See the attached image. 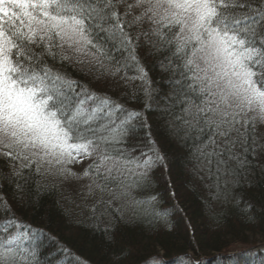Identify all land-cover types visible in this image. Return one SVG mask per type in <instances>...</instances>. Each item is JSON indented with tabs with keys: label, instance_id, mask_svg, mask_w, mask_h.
I'll list each match as a JSON object with an SVG mask.
<instances>
[{
	"label": "snow or ice",
	"instance_id": "obj_1",
	"mask_svg": "<svg viewBox=\"0 0 264 264\" xmlns=\"http://www.w3.org/2000/svg\"><path fill=\"white\" fill-rule=\"evenodd\" d=\"M139 49L171 74L161 112L172 134L189 144L200 169L236 183L264 126V0H0V160L21 192L31 174L87 181L91 218L114 216L102 230L106 241L156 199L135 193L150 185L153 168L166 167V156L144 111L73 79L67 68L125 86L138 80L144 109L153 111ZM138 93L132 98L141 102ZM142 129L149 152L130 144ZM42 243L13 214L0 224V264H42Z\"/></svg>",
	"mask_w": 264,
	"mask_h": 264
},
{
	"label": "trees",
	"instance_id": "obj_2",
	"mask_svg": "<svg viewBox=\"0 0 264 264\" xmlns=\"http://www.w3.org/2000/svg\"><path fill=\"white\" fill-rule=\"evenodd\" d=\"M138 52L153 82V111L144 109L145 98L142 92L138 93V80H130L125 86L123 81H96L76 67L67 68V73L94 90L107 92L126 107L144 111L152 139L166 156V167L153 168L150 185L135 195L143 201H150L153 196L156 199L140 205L142 214L120 223L114 238L106 241L102 230L108 228L114 216L94 221L89 211L94 199H85L82 188L75 191L71 189L73 184L69 187L54 176L31 174L29 184L21 192L7 165L0 160V224L14 214L17 223L38 232L43 242L42 264H153L154 259L160 264H183L181 257L186 253L192 254L199 264H264V249L230 251L237 244L248 245L251 237L264 241V147L259 146L264 145V135L259 126L255 151L248 155L236 183L232 182L233 177L222 175L218 179L200 169L190 155L189 144L173 135L162 117L161 110L171 92V74L159 67L157 55H149L143 49ZM128 75L135 73L129 71ZM134 93L139 94L141 102L132 98ZM138 137L130 144L149 152L147 130H140ZM88 162L82 163V170ZM5 203L10 212L4 209ZM157 214L166 217V226ZM249 217L254 219L250 221ZM125 220L128 221L127 212Z\"/></svg>",
	"mask_w": 264,
	"mask_h": 264
},
{
	"label": "rangeland",
	"instance_id": "obj_3",
	"mask_svg": "<svg viewBox=\"0 0 264 264\" xmlns=\"http://www.w3.org/2000/svg\"><path fill=\"white\" fill-rule=\"evenodd\" d=\"M259 129L261 130V133L264 135V126H259ZM72 167H73L74 171H82V164H75ZM66 182L69 184L68 185L69 187H71L73 184L74 187H72L71 189L75 190V191H76V189H80V188H82L83 185H85V183L82 184V183H80V182L78 183L76 181L74 183H70L68 181H66ZM251 247L264 249V241H262L260 237H251L250 243L248 245L237 244L233 248H231L230 251H231V253H233V252L238 253L239 251H242L244 249H248ZM160 255L162 256V254H160ZM185 262H186V259H184L183 264H186Z\"/></svg>",
	"mask_w": 264,
	"mask_h": 264
}]
</instances>
